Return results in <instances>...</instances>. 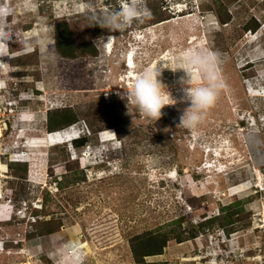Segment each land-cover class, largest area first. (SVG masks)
Returning a JSON list of instances; mask_svg holds the SVG:
<instances>
[{
  "label": "rangeland",
  "instance_id": "rangeland-1",
  "mask_svg": "<svg viewBox=\"0 0 264 264\" xmlns=\"http://www.w3.org/2000/svg\"><path fill=\"white\" fill-rule=\"evenodd\" d=\"M213 1L145 0L147 15L93 40L92 21L86 20L91 9L99 13L118 0H0V264H55L54 253L67 241L79 245L84 264H136L129 247L134 235L180 217L205 221L235 199L244 212L236 216L233 233L214 224L146 261L264 264V0H218L230 3L223 25ZM161 17L165 21L154 23ZM251 18L257 30L243 33ZM63 19L77 40H93L98 56H57L51 49L54 26ZM187 47L218 52L225 84L194 130L179 126L189 106L179 102L183 71H162L160 79L178 103L162 109L158 121L124 98L140 70L172 67ZM116 98V109L143 135L136 146H124L115 128L90 135L85 121L45 131L51 109L82 108L87 114ZM21 112L30 118L20 121ZM80 125L91 141L76 149L70 142L79 137ZM58 145L66 146L70 160L61 173L85 174L84 182L62 191L54 181L60 172L51 169L64 160ZM10 162L27 165L25 182L10 175ZM44 204L48 214L34 216ZM50 218L63 227L37 237L33 223ZM103 225L110 228L105 239ZM102 240L107 242L99 246Z\"/></svg>",
  "mask_w": 264,
  "mask_h": 264
},
{
  "label": "trees",
  "instance_id": "trees-1",
  "mask_svg": "<svg viewBox=\"0 0 264 264\" xmlns=\"http://www.w3.org/2000/svg\"><path fill=\"white\" fill-rule=\"evenodd\" d=\"M213 3L214 12L218 16L219 21L221 22L220 24H226L229 20H225L224 17L229 16L226 8L230 6V3L227 2L226 4H222L218 0H214ZM91 15L92 14H89L86 20L90 21ZM251 20L252 25L247 23V25L243 27V33L247 30H257L258 24L255 23L254 19L251 18L250 21ZM163 21H165V19L164 17H161V20H155L154 23H160ZM89 32L93 34V40H99L106 35L105 29H102L93 23L89 26ZM93 40H77L75 33L71 28V24L64 19L58 20L55 22L54 26V43L51 49L58 57L65 60H76L85 57L92 58L99 54ZM117 100L118 98L113 99L109 106H103L100 110H88L87 114H82V108L74 109L65 107L51 109L47 112L45 131L49 134H54L69 128L75 123L85 121L90 135L94 136L105 129L115 128L118 138L122 140L124 146H136L141 143L140 136L143 135H140L129 119L116 109V107H118L117 105L120 104H116ZM90 141V137H83L73 141L72 145L74 148L80 149L84 148ZM58 146L62 147L58 155L63 157L64 160L61 162H55L51 169L60 172L59 175L61 176V179L57 181L55 178L54 181L56 182L58 190L60 189L62 191L65 188L78 184L79 182H84L85 174L83 171L77 170V172L72 169L61 173L62 167H67L70 160L68 154H66V146ZM7 167L10 175L14 179H19V182L26 181L27 165L25 163L10 162L7 163ZM240 201L241 200L235 199L230 204L220 207L218 215L211 216L209 219L202 222L193 223L180 217L179 219L171 221L165 225L164 228L160 226L153 232L146 231L134 235L129 240V247L133 261L136 264H149L146 261V258L161 256L169 243L173 241L175 243H183L194 240L199 236L200 231L202 233L206 229L213 227L214 224L220 229L225 230L227 235H230L235 231L233 225L236 221V216L239 217L244 212V207ZM44 208H46L45 204L41 211H35L34 216L42 215L41 218H44L48 214L44 211ZM183 223H186V225L183 226ZM33 225L36 227L34 232L37 233V237L54 235L63 227V223L60 219L56 220L53 218H50L49 220L37 219ZM101 228L102 239H105L106 235L109 237L110 228H105L104 225L101 226ZM105 242L107 241L102 240L97 242V244L102 246Z\"/></svg>",
  "mask_w": 264,
  "mask_h": 264
},
{
  "label": "clouds",
  "instance_id": "clouds-1",
  "mask_svg": "<svg viewBox=\"0 0 264 264\" xmlns=\"http://www.w3.org/2000/svg\"><path fill=\"white\" fill-rule=\"evenodd\" d=\"M91 11L92 23L110 32L123 31L148 14L145 0H118L116 7L104 8L99 13L95 9ZM172 64V67L155 64L144 67L136 74L124 98L145 118L158 121L162 118V109L178 103L160 79L162 71L165 68L173 73L183 71L185 76L179 82L184 95L179 102H187L189 106L184 109L179 126L194 130L216 105L225 86L220 71L221 57L216 51L187 47L173 57ZM30 116L28 112H21L18 118L26 121ZM79 128L80 135L71 144L89 137L86 127ZM54 261L55 264H84L85 255L76 242L67 241L54 253Z\"/></svg>",
  "mask_w": 264,
  "mask_h": 264
},
{
  "label": "bare ground",
  "instance_id": "bare-ground-1",
  "mask_svg": "<svg viewBox=\"0 0 264 264\" xmlns=\"http://www.w3.org/2000/svg\"><path fill=\"white\" fill-rule=\"evenodd\" d=\"M66 134L63 133V136H65ZM64 139V138H63Z\"/></svg>",
  "mask_w": 264,
  "mask_h": 264
}]
</instances>
